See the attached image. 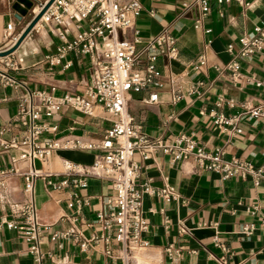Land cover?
Here are the masks:
<instances>
[{
  "label": "crops",
  "instance_id": "crops-1",
  "mask_svg": "<svg viewBox=\"0 0 264 264\" xmlns=\"http://www.w3.org/2000/svg\"><path fill=\"white\" fill-rule=\"evenodd\" d=\"M27 1L30 8L18 0H0V51L15 43L30 22L38 1ZM139 2L141 10L132 27L118 30L117 38L138 37L144 42L166 31L176 39L178 57L158 58V85L128 94L126 111L134 123L150 138L166 144L183 135L206 151L220 149L225 160L235 157L250 163L264 176V120L248 115L249 108L264 112V47L248 57L238 55V38L264 23V0H244V6L210 0L204 18L193 0ZM14 5L26 9V14L18 18ZM90 20L65 21L67 39L71 41L86 30ZM7 25L12 27L8 37ZM61 44L51 26L43 24L31 30L10 55L0 58V70L19 85L0 83L1 140L23 136L24 128L15 119L25 92L45 91L54 97L82 95L91 85L95 63L88 55L68 51L58 63L48 62L47 57L56 55ZM228 45H232L230 52ZM200 56L205 67L194 71L191 65ZM231 63L238 64L237 77L227 69ZM171 79L176 85L171 86ZM197 82L203 86L188 92ZM153 94L156 102L145 103L144 99ZM175 95L181 98L174 101ZM218 116L229 123H217ZM111 121L104 112L91 117L63 108L53 117L41 118L42 123L56 128L41 138L98 142L110 130ZM235 127L241 130L237 135L233 133ZM95 156V151L65 149L52 153L43 165L34 162L40 174L34 182L33 199L45 226L40 264H213L211 257L225 253L232 255L228 264H264V179L257 185L251 177L223 179L220 172L202 170L190 158L172 161L163 153L144 161L134 156L138 164L136 183L148 182L154 188L170 186L176 197H141L148 226L143 238L148 247L138 251L134 260L124 262L120 257L125 253L96 221L97 213L107 212L103 200L111 195L110 182L88 178L83 187L68 184L58 190L46 184L60 180L62 161L88 166ZM0 170L16 171L3 190L10 202L0 204V220L20 224L22 220L12 215L10 204H22L27 199L23 175L29 170L28 163L19 159L18 150L0 148ZM249 225L250 233H241V228ZM72 226L81 237L54 238ZM84 240L87 245L80 247ZM28 247L21 231L0 225V264H38Z\"/></svg>",
  "mask_w": 264,
  "mask_h": 264
},
{
  "label": "built area",
  "instance_id": "built-area-1",
  "mask_svg": "<svg viewBox=\"0 0 264 264\" xmlns=\"http://www.w3.org/2000/svg\"><path fill=\"white\" fill-rule=\"evenodd\" d=\"M36 1L38 5L31 10L30 21L50 0ZM209 1L193 0L199 6L203 18L209 11ZM217 1L246 5L244 0ZM140 10L139 0H127L124 3L121 0H52L32 29L36 31L43 24L50 25L54 35L61 41L62 44L56 55L47 57L49 63H58L68 51L88 55L95 63L91 85L82 95L66 94L54 97L45 91H27L21 98L15 119L24 128L23 136L17 140L3 141L0 132V148L18 150L19 159L25 160L29 168L23 175V192L27 196L26 201L22 204H10L12 215L20 218L22 222L15 224L2 218L0 225L21 231L24 240L29 244L28 253L38 264L41 263L42 258L40 245L45 226L40 222L33 199L34 182L40 174V171L35 169L34 162L38 161L43 165L52 153L58 150L96 152L93 163L88 166L62 161L60 180L58 182L49 180L46 184L58 190L68 184L74 188L83 187L88 178L110 182L111 195L103 200L107 212L97 213L96 221L108 235L113 236L114 241L125 253L124 257H120L124 262L134 260V255L138 251L148 247L147 241L143 238L148 226L141 211V197L156 196L163 200L176 197L170 186L154 188L148 182L136 183L138 164L133 159L135 155L143 161L157 153L169 155L172 161L183 162L190 158L195 166L202 170L220 172L223 179L251 177L254 185H257L260 179H264L262 171L255 169L250 163L235 157L225 160L220 149L206 151L198 147L190 137L183 135L173 144H166L162 139L150 138L134 123L133 118L126 111L128 94L158 85L157 80L160 75L156 68L158 58L175 60L178 57L176 39L166 31L144 42L138 37L132 40L117 38L118 30L124 31L132 27ZM89 18L91 20L88 28L69 41L64 22H81ZM195 26L198 27V24ZM6 31L7 37L11 35V25H7ZM204 32L208 34L209 30ZM238 44L240 57H248L261 50L264 47V23L256 25L249 33H243L238 38ZM138 45L142 47L137 49ZM227 50L230 52L232 45H228ZM204 67L203 56L191 65L194 71H200ZM227 69L233 76H238L237 63H231ZM0 83L9 87L19 86L2 70H0ZM170 84L174 86L176 81L171 79ZM202 86V82H197L188 92H196L197 87ZM180 98L181 96L175 95L173 100L177 101ZM144 102L155 103L156 95H149ZM63 108L91 117H95L98 111L107 113L112 117V126L98 142L69 137L55 140L42 139L44 134L54 132L56 128L48 127L41 122V118L53 117ZM248 115L264 120V112L259 108H249ZM216 122L229 123L222 116H218ZM240 132L237 127L233 130L234 135ZM15 174V170H0V204H9L8 195L4 194L3 190L7 186L8 178ZM261 225H264V220L261 221ZM251 230L252 225L243 226L241 233L249 234ZM180 232L184 231L180 230ZM60 236L81 237L74 226L60 235H54V238ZM104 240L106 241L107 238ZM86 245L85 240L80 243V247ZM169 251L167 249V252ZM105 254L109 255V252L105 251ZM231 257V253H225L221 257H211V259L213 264H228Z\"/></svg>",
  "mask_w": 264,
  "mask_h": 264
},
{
  "label": "water",
  "instance_id": "water-1",
  "mask_svg": "<svg viewBox=\"0 0 264 264\" xmlns=\"http://www.w3.org/2000/svg\"><path fill=\"white\" fill-rule=\"evenodd\" d=\"M19 2L23 3L27 8L31 7V2L27 0H18ZM52 0L47 3L43 9L26 25V27L23 29V31L20 33L18 36L17 40L15 43L8 49L0 51V58L6 57L10 55L20 44V42L31 32L35 24L39 21L47 7L50 5ZM14 9L17 11V17L20 18L21 16H24L26 14V9H20L17 5H14Z\"/></svg>",
  "mask_w": 264,
  "mask_h": 264
}]
</instances>
